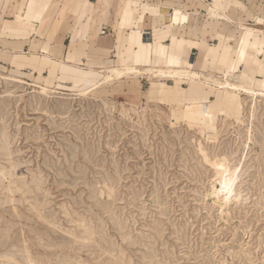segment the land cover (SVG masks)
<instances>
[{"label": "rangeland", "instance_id": "rangeland-1", "mask_svg": "<svg viewBox=\"0 0 264 264\" xmlns=\"http://www.w3.org/2000/svg\"><path fill=\"white\" fill-rule=\"evenodd\" d=\"M141 84L79 99L0 80V264H264V100L209 117L208 144Z\"/></svg>", "mask_w": 264, "mask_h": 264}, {"label": "crops", "instance_id": "crops-1", "mask_svg": "<svg viewBox=\"0 0 264 264\" xmlns=\"http://www.w3.org/2000/svg\"><path fill=\"white\" fill-rule=\"evenodd\" d=\"M257 17L264 18V0H0V50L25 57L23 78L52 77L64 92L84 88L90 71L118 64L142 68L148 59L164 67L174 48L187 50L193 63L204 56L211 69L234 72L244 69L245 47L235 43L241 27ZM258 59L254 76L261 79ZM0 64L17 69L7 60Z\"/></svg>", "mask_w": 264, "mask_h": 264}, {"label": "bare ground", "instance_id": "bare-ground-1", "mask_svg": "<svg viewBox=\"0 0 264 264\" xmlns=\"http://www.w3.org/2000/svg\"><path fill=\"white\" fill-rule=\"evenodd\" d=\"M226 4L224 2L220 6L222 11L226 9ZM254 23L251 26L241 27L240 35L235 43L237 46L245 47L241 60L244 69L239 67L234 72L211 69L212 60L204 56L193 63L188 52H186L187 50L180 54L179 50L174 48L172 53L169 54V59L164 67L157 66V61L154 62L148 59L143 61L145 65L142 68L136 67L134 64H118L117 66L103 68L100 72L90 71L86 77L88 81L84 88L78 91L64 92L52 86V77H41L42 82L39 81L40 77H32L31 80L23 78L19 68L24 66L25 57L22 54H17L9 58L7 54L0 50V59L7 60L17 67L16 70H9V68L7 69L0 64V80L16 86H29L31 92L43 96L60 94L73 98L88 99L93 93H99L100 90L109 85H135L139 84V79H145L148 82V87L143 93L141 92V96L146 103L151 101L175 103L180 108L176 115L177 121L186 124L189 121L196 123L200 118H203L204 127L207 129L204 142L213 144L217 143L218 133L221 129L217 126V123L231 116L237 122L240 121L244 112L243 105L247 101L251 103L247 114L249 117L255 118L256 111H258L255 102L257 98L264 100V76L261 79L254 76L255 64H259V55L263 57L261 63L264 65V18L257 17ZM144 35L143 40L146 39V34ZM182 43L173 42V45L179 47ZM20 58L22 60L17 62ZM168 82H171V84ZM181 82L185 83L186 88L180 86ZM132 110L134 109L132 108ZM215 113L218 114V119L221 120L217 119L216 124L210 125L211 118L209 117ZM166 118L169 122L170 117L167 115ZM211 128L213 130H209ZM251 131V129L248 131L249 137ZM235 174L236 172L233 171L232 176L227 178L225 172H223L218 179L216 178V186H212V197L218 202L225 204L229 201L230 189ZM217 185L219 188H217ZM63 234L65 236V233Z\"/></svg>", "mask_w": 264, "mask_h": 264}, {"label": "built area", "instance_id": "built-area-1", "mask_svg": "<svg viewBox=\"0 0 264 264\" xmlns=\"http://www.w3.org/2000/svg\"><path fill=\"white\" fill-rule=\"evenodd\" d=\"M101 33L104 34V31H102Z\"/></svg>", "mask_w": 264, "mask_h": 264}]
</instances>
